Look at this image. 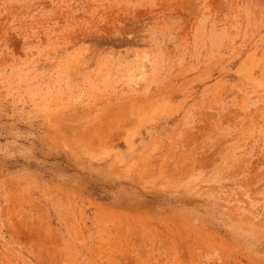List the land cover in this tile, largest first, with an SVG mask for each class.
Wrapping results in <instances>:
<instances>
[{"label": "rangeland", "instance_id": "1", "mask_svg": "<svg viewBox=\"0 0 264 264\" xmlns=\"http://www.w3.org/2000/svg\"><path fill=\"white\" fill-rule=\"evenodd\" d=\"M0 264H264V0H0Z\"/></svg>", "mask_w": 264, "mask_h": 264}]
</instances>
